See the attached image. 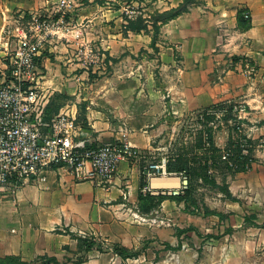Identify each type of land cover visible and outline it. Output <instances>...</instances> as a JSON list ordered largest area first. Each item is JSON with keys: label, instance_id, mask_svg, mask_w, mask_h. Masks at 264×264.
<instances>
[{"label": "crops", "instance_id": "0c3cea01", "mask_svg": "<svg viewBox=\"0 0 264 264\" xmlns=\"http://www.w3.org/2000/svg\"><path fill=\"white\" fill-rule=\"evenodd\" d=\"M59 1L0 0L1 62H8L18 37L30 31L32 15L55 11ZM142 1L147 14L184 2ZM124 16L122 0H72L68 31L49 38L37 63L58 112L84 118L82 138L92 145L131 142L141 158L122 162L105 186L77 181L68 170L54 168L44 181L6 189L0 194V264H13L11 257L28 264H169L164 243L171 241L170 229L138 223L125 207L137 205L142 176L147 178V154L171 114L235 102L247 108L240 139L251 138L245 155L251 167L228 176V189L237 199L226 200L231 210L227 224L242 228L232 236L247 245L234 253H240V264H250L254 250L249 241H264V0H196L160 25L155 42L151 24L148 30L125 33ZM90 44L105 54V61L88 60ZM248 65L256 68L251 76L244 72ZM55 94L67 99L57 100ZM169 204L161 203L163 214ZM87 239L134 250L149 240L150 247L123 259L110 250L84 249Z\"/></svg>", "mask_w": 264, "mask_h": 264}, {"label": "built area", "instance_id": "2783aa9c", "mask_svg": "<svg viewBox=\"0 0 264 264\" xmlns=\"http://www.w3.org/2000/svg\"><path fill=\"white\" fill-rule=\"evenodd\" d=\"M71 4L72 0H60L55 11L34 13L30 31L18 37L8 62L0 61V194L6 189L13 192L29 181H44L54 168L68 170L77 181L105 186L117 174L122 162L141 158L139 148L131 142L89 144L81 137L82 125L72 113L61 111L46 118L51 94L42 85L43 74L37 57L52 35L61 29L68 31L65 20ZM124 13L132 18L137 16L130 5ZM245 17L250 16L246 13ZM85 51L93 57L91 63L106 59L96 47L87 45ZM244 72L251 76L256 68L248 65ZM246 109L242 102L232 104L240 126H243ZM227 112L228 107L212 106L206 110L207 114L219 117ZM260 141L264 144V138ZM251 143L249 135L239 140L244 155L248 154ZM169 160L163 155L148 164V183L142 188L144 194L176 196L188 189V176L183 172H169ZM171 177L178 178L179 183H153L155 178ZM135 215L137 219L146 220Z\"/></svg>", "mask_w": 264, "mask_h": 264}, {"label": "rangeland", "instance_id": "374dc122", "mask_svg": "<svg viewBox=\"0 0 264 264\" xmlns=\"http://www.w3.org/2000/svg\"><path fill=\"white\" fill-rule=\"evenodd\" d=\"M129 5L135 8L136 15L142 14L147 18L150 16V13L147 14L148 6L144 1L122 0L124 12ZM89 46L95 47L92 44ZM87 58L89 61L93 59L89 55ZM95 62L98 63L100 60ZM242 134L243 128L235 113L227 112L219 117L201 110L171 114L164 128L155 135L153 148L147 154V163L167 155L172 172L187 174L188 183L190 186L192 184L191 195L182 201L165 199L169 200L170 204L168 212L164 214L161 211V203L156 205L157 199L154 200L155 206L151 210L147 211L145 209L147 205L140 206L137 202V205L127 204L125 212L130 211L132 215L137 213L140 217L146 218L137 219L138 223L153 228L170 229L171 241L164 243L166 249L170 251L169 264L241 263L240 253L236 256L234 251H240L241 246L247 245V242L240 240V237L237 239L232 236L234 233H240L242 228H233L227 224L231 210L227 207L226 200L229 197L224 188L228 186V176L242 168V163L236 157V145ZM130 207L132 210H129ZM207 210L219 212L224 217L206 214ZM249 211L251 213H247L250 219L248 222L253 225L255 215L252 213L253 210ZM161 220L164 223L161 224ZM227 234L231 236L227 237ZM248 244L250 250H254L248 257L250 264H264V259L262 262L259 260V257L264 256V241L251 240ZM100 245L106 251H113V246L107 242ZM146 247H150L149 240L145 241L142 249L126 248L137 251L139 255Z\"/></svg>", "mask_w": 264, "mask_h": 264}, {"label": "trees", "instance_id": "16d2710c", "mask_svg": "<svg viewBox=\"0 0 264 264\" xmlns=\"http://www.w3.org/2000/svg\"><path fill=\"white\" fill-rule=\"evenodd\" d=\"M140 1H142V0H140ZM195 2H196V0H184V2L182 4H180L178 7H172L170 9L164 10V11L156 10L153 13L149 14L150 16L148 18L144 17L142 14L137 15L133 18L125 15L124 16L125 20H126L125 33H128V31L137 32V31H142V30H148L149 24H151L152 29L155 33V36L153 39V41L155 42L156 33H158V31L160 30V25L162 23L170 20V19L175 18L177 15L187 11L189 9V7ZM55 98L57 100L61 99V100L65 101L67 99V96L65 94H55ZM214 106L224 107V104H217ZM57 108H58V106H56V102L54 103V100L51 99L48 106H47V109H46V118L50 119L52 116L57 114L58 113ZM231 111H232V105H228V112H231ZM77 120H78V122H81V124L83 125L84 128L86 127V122H85L84 118H82L81 116H78ZM236 147H237L236 157H237L238 161L240 163H242V168L240 170L239 169L238 170L239 171H245V170H247V168L251 167V158L248 156H245L241 153V147L239 145V142L236 145ZM167 168H168L169 172H172L170 169V160L167 164ZM177 173H179V172H177ZM147 183H148L147 178H146V176L143 175L142 181H141V190H140V193L138 196L139 205L140 206H146L147 205L148 207L145 208L147 211L154 208L155 205L153 204V202L156 199L158 200V202H156L157 203L156 205H160V203H162L165 199L182 201V200L187 199L191 195V192H192V188H191L192 184L190 186V183H188L189 184L188 189L185 190V192L183 194H180V195H176V196H168L167 195L166 196V195H152L150 193L144 194L142 192V188L144 186H146ZM224 190L227 194V197H229V199H231V200L237 199L231 194V192L228 189V186L225 187ZM206 214H216V215L220 216L221 218L224 217L223 214H220L219 212H216L214 210H207ZM247 220H250V219L247 218ZM82 242H83L82 246H84V249H86V250H92L93 248H98L101 251L104 250L100 247L101 246L100 243H97L93 240L87 239V240H83ZM112 250L116 254L120 255L123 259L135 257L138 255L137 251H135V252L130 251L126 247L118 245V244L113 245ZM9 260L11 262H13V264H28L27 262L21 261L17 257H11V258H9Z\"/></svg>", "mask_w": 264, "mask_h": 264}, {"label": "bare ground", "instance_id": "6f19581e", "mask_svg": "<svg viewBox=\"0 0 264 264\" xmlns=\"http://www.w3.org/2000/svg\"><path fill=\"white\" fill-rule=\"evenodd\" d=\"M153 183L154 184H159V183H170V184H178L179 183V180L178 178H175V177H171V178H155L153 180Z\"/></svg>", "mask_w": 264, "mask_h": 264}, {"label": "water", "instance_id": "95a60500", "mask_svg": "<svg viewBox=\"0 0 264 264\" xmlns=\"http://www.w3.org/2000/svg\"><path fill=\"white\" fill-rule=\"evenodd\" d=\"M85 131H87V130H82V131H81V134L84 133Z\"/></svg>", "mask_w": 264, "mask_h": 264}]
</instances>
